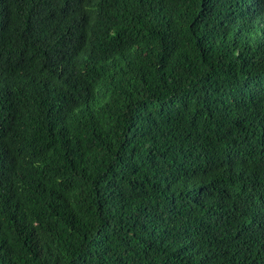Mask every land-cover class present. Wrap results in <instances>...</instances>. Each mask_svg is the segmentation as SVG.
<instances>
[{
    "label": "trees",
    "instance_id": "1",
    "mask_svg": "<svg viewBox=\"0 0 264 264\" xmlns=\"http://www.w3.org/2000/svg\"><path fill=\"white\" fill-rule=\"evenodd\" d=\"M0 264H264V0H0Z\"/></svg>",
    "mask_w": 264,
    "mask_h": 264
}]
</instances>
